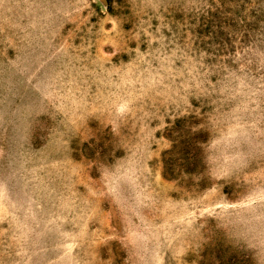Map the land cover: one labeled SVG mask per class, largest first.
Masks as SVG:
<instances>
[{"label": "rangeland", "instance_id": "374dc122", "mask_svg": "<svg viewBox=\"0 0 264 264\" xmlns=\"http://www.w3.org/2000/svg\"><path fill=\"white\" fill-rule=\"evenodd\" d=\"M0 264H264V0H0Z\"/></svg>", "mask_w": 264, "mask_h": 264}]
</instances>
